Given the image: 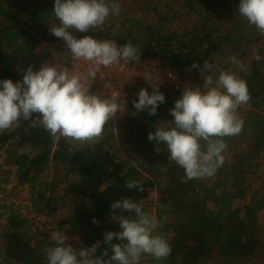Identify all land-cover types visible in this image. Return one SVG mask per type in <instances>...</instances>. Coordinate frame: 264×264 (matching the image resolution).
<instances>
[{
  "label": "trees",
  "instance_id": "obj_1",
  "mask_svg": "<svg viewBox=\"0 0 264 264\" xmlns=\"http://www.w3.org/2000/svg\"><path fill=\"white\" fill-rule=\"evenodd\" d=\"M137 1L116 0L132 2L130 12L74 35L113 40L117 46L130 43L141 59L129 65L156 63L181 81L202 85L199 73L218 75L215 69L203 71L205 61L237 73L251 96L250 107L238 109L244 120L241 134L224 138L225 160L213 177L189 180L181 167L169 162L163 143L147 139L161 122L174 120L169 110L181 92L160 89L165 102L155 116L128 104L105 126L102 140L94 146L77 144L72 152L65 139L56 144L42 126L22 120L0 132V264H47L44 248L54 245L53 232H62L60 227L50 232L45 224L38 226L36 218L47 212L64 217L61 225L75 240L74 248L95 244L100 255L108 247L104 233L119 232V217L134 215L111 212V203L122 198L154 215L159 221L155 234L171 246L167 259L143 255L142 264H247L264 259V238L257 236L256 227L258 216L264 215V36L238 14L240 0H143L152 8V22L131 12ZM53 7L54 0H0V80L22 82L29 65L35 71L46 61L69 68L70 51L49 31L59 24ZM254 50L259 62L253 59ZM232 55L244 70L229 62ZM192 63L200 70L190 69ZM141 87L152 93L147 82H126L123 100L129 102ZM155 147L162 151L155 152ZM133 180L143 190L125 187ZM8 186L16 188L25 205L7 202ZM153 193L158 196L154 203Z\"/></svg>",
  "mask_w": 264,
  "mask_h": 264
},
{
  "label": "clouds",
  "instance_id": "obj_2",
  "mask_svg": "<svg viewBox=\"0 0 264 264\" xmlns=\"http://www.w3.org/2000/svg\"><path fill=\"white\" fill-rule=\"evenodd\" d=\"M119 11L116 0H54L53 13L59 24L49 31L64 42L74 61L87 64V70L59 68L46 61L35 71L29 65L22 82L0 80V132L17 127L22 120L30 126L39 124L54 143L65 139L71 145L69 152L77 144L94 146L104 138L105 126L117 117L121 105L114 96L91 93L92 82L102 69L140 61L141 53L130 43L117 46L113 40H96L87 35L77 38L74 33L97 29L110 16L119 15ZM238 14L264 36V0H240ZM228 59L244 70L235 55ZM253 59L261 60L255 50ZM214 68L218 75L206 76L202 88H184L181 98L169 110L174 120L161 122L147 136L150 142L165 145L169 162L181 167L189 180L211 178L217 173L228 147L224 138L238 136L244 128L238 109L250 107L247 82L235 72L204 62L203 71L212 72ZM190 69L200 70V66L192 63ZM142 77L152 87V93L142 88L133 107L136 112L147 111L155 116L165 96L158 82H153L151 72ZM103 87L108 90L113 86L106 80ZM154 151L160 153L162 149L155 147ZM125 187L143 190L134 180ZM110 208L112 213L119 210L134 215L119 217V232L104 233V244L108 247L100 255H96L95 244L74 248L64 232L55 231L51 236L54 245L44 248L47 264H140L143 255L157 261L170 256L169 242L155 234L159 221L144 212L141 204L122 198L112 202ZM93 223L98 225V221ZM113 239L119 242L112 243Z\"/></svg>",
  "mask_w": 264,
  "mask_h": 264
},
{
  "label": "built area",
  "instance_id": "obj_3",
  "mask_svg": "<svg viewBox=\"0 0 264 264\" xmlns=\"http://www.w3.org/2000/svg\"><path fill=\"white\" fill-rule=\"evenodd\" d=\"M69 69L86 71L87 64L84 62L74 61L71 57ZM147 72L152 73L153 82H158L159 89H168L174 92L182 93L185 87H203L201 84L193 80H179L176 75L164 71L163 68H161V66L156 63H136L134 65H117L102 69L98 74V78L92 82L90 90H93L95 93L100 95H108L109 97L114 96L117 102L121 105L119 112H122L127 109L128 104L133 106V102L137 101L138 99V96L136 95L131 98L129 102L123 100V90L125 83L131 80H139L140 82H145L142 76ZM106 80L111 81L113 86L111 89H104L103 83Z\"/></svg>",
  "mask_w": 264,
  "mask_h": 264
},
{
  "label": "rangeland",
  "instance_id": "obj_4",
  "mask_svg": "<svg viewBox=\"0 0 264 264\" xmlns=\"http://www.w3.org/2000/svg\"><path fill=\"white\" fill-rule=\"evenodd\" d=\"M120 11L119 13L122 14L124 16L125 12L127 10H129V8H131L132 6V2L130 3H120ZM134 9H136V11H131L132 13H134L137 18L139 19H143L147 22H150L151 19H152V8L148 7L146 5V2L143 1V0H140V1H137L134 5H133ZM127 12H130V11H127ZM151 13V15H150ZM152 22V21H151ZM122 23V20L120 19V17L117 19V21L115 22V25L116 27L118 28ZM111 28L113 29H116L114 27V24L111 23ZM215 69V68H214ZM197 77L200 79V81H202V85H203V79L206 77V75L202 74V73H199L197 75ZM142 89V87H141ZM91 93H95L94 91H91ZM2 155V152H0V157ZM0 161L2 162V160L0 159ZM3 169H8V168H3ZM53 173V170H52V166L50 168V174ZM7 202L8 203H13L15 206L18 205V202H22L21 204L22 205H25V201L22 197H16V188H14L13 186H8L7 187ZM155 193V192H154ZM153 193V194H154ZM152 194V197L151 199L153 200V203L154 201L156 202L158 196L157 194ZM61 214H54L52 215L51 212H47L44 216H39L36 218V223H38V226H41V224H45L46 225V228H45V231H53L55 230L56 228L60 227L62 229V232L65 233L66 236H68L66 234V227L61 225L63 224V220H64V217L60 216ZM164 221L168 222L169 221V217L168 216H165L164 218ZM256 227H257V236L261 239L264 238V215L263 214H260L256 220ZM69 237V236H68ZM68 243H70L73 247H75V240L71 237H69V240H68ZM143 262L141 261L140 264H142ZM210 264V263H209ZM211 264H215V263H211ZM247 264H264V259H256V260H253L252 262L250 263H247Z\"/></svg>",
  "mask_w": 264,
  "mask_h": 264
}]
</instances>
